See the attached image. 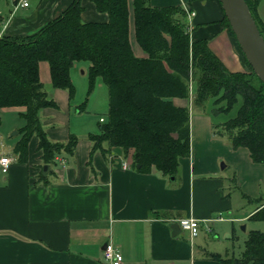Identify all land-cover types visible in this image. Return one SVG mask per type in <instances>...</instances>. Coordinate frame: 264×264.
<instances>
[{"label": "crops", "instance_id": "0c3cea01", "mask_svg": "<svg viewBox=\"0 0 264 264\" xmlns=\"http://www.w3.org/2000/svg\"><path fill=\"white\" fill-rule=\"evenodd\" d=\"M8 1L0 8V35L34 33L73 0H29L28 7L16 10ZM151 3L194 11L191 37L207 39L231 70L249 71L241 48L223 23L219 0ZM82 5V20H107V13L99 12L91 0H82ZM132 16L130 1V40L136 55L144 56ZM39 70L57 103L40 111L48 136L66 141L75 134L78 141L74 154H58L44 173L46 163L33 136L28 161L14 156L8 172H0V264H108L103 259L108 241L123 253L122 264H228L215 257L220 252L199 245L197 237L209 234L208 230L216 234L232 230L230 236L236 235L235 223L251 219L264 203V162L254 161L247 147L234 148L226 137L214 134L213 118L198 114L196 120L191 117L190 156L180 158L174 179L155 166L148 172L138 170L133 150L109 148L107 143L104 151H93L92 168L90 132L72 124L75 112L83 109L73 105L68 90L52 86L47 61H40ZM173 101L193 107L191 97ZM0 154L7 155L4 150ZM123 162L129 165L124 167ZM188 216L199 219L198 234L192 238L179 224Z\"/></svg>", "mask_w": 264, "mask_h": 264}, {"label": "trees", "instance_id": "16d2710c", "mask_svg": "<svg viewBox=\"0 0 264 264\" xmlns=\"http://www.w3.org/2000/svg\"><path fill=\"white\" fill-rule=\"evenodd\" d=\"M91 1L99 12L107 13V20H82V0H73L36 32L0 37V111L25 107L20 113L25 122L18 128L20 137L13 147L18 161H28L33 136L38 138L37 149L46 164L62 152L74 154L75 134L55 141L42 125L41 109L57 103L40 78L39 64L49 63L52 86L68 90L72 98L71 68L75 61L87 60L89 90L101 77L108 88L109 105L99 133H90L91 166L93 151H104L107 143L109 148L133 150V165L142 172L155 166L164 175H176L180 158L191 152V107L176 105L174 97H191L192 105L200 107L212 99L213 114L229 112L241 98L237 113L214 122L213 132L226 137L234 148L247 147L254 161L264 162V83L244 55L251 71L228 68L207 39L191 37L194 26L180 5L155 6L151 0ZM130 1L135 37L144 56L136 55L130 40ZM260 1L246 0L264 35ZM223 23L236 40L225 13ZM249 218L264 221V203ZM215 257L228 264H264V229L249 230L238 256Z\"/></svg>", "mask_w": 264, "mask_h": 264}, {"label": "rangeland", "instance_id": "374dc122", "mask_svg": "<svg viewBox=\"0 0 264 264\" xmlns=\"http://www.w3.org/2000/svg\"><path fill=\"white\" fill-rule=\"evenodd\" d=\"M14 2L13 0H10ZM33 1V0H32ZM35 1V0H34ZM8 0H0V8L6 7L8 5ZM29 2V0H28ZM30 4V2H29ZM29 6V5H28ZM26 6V7H28ZM14 7V5H13ZM258 12L261 19L264 20V0H261L258 6ZM132 20L133 16L131 17ZM2 36V35H1ZM0 36V37H1ZM244 55V54H243ZM89 62L87 60L75 61L73 67L71 68V77L73 84L75 86V92L73 95V105L79 106L84 103V108L82 105L81 112H75L72 120V124L76 129L87 133H96L100 130V118H107L108 113V88L103 82L101 77H98L95 81L94 88L89 90V78H88ZM247 70L251 71L250 68ZM192 83V82H191ZM241 104V98L234 104L231 110L227 113L213 114L212 107L213 101L209 99L204 107L193 106L191 107V117L195 116L197 119L198 114L209 115L213 118V122H221L233 117ZM20 106L10 107L9 109H1V122H0V152L4 150L5 154H10L8 156H15L14 145L19 139L20 134L18 128L21 127L25 120L21 116L22 108ZM76 108V107H75ZM25 110V109H24ZM23 110V111H24ZM192 121V120H191ZM192 126V122H191ZM196 127V125H195ZM17 131V133H15ZM193 137V136H192ZM32 139V138H31ZM31 141V140H30ZM30 143V142H29ZM1 155V154H0ZM222 159V158H221ZM221 163V162H220ZM247 225V228H243V225ZM251 228L264 229V221L260 219H246L242 222L235 223L236 235L230 236V232L219 231L211 232L208 230L209 234L199 235L197 237V243L208 248L211 251L220 252L223 256L236 255L238 256L244 249V244L248 236V232ZM209 229V228H208ZM229 233V235L227 234ZM217 235V236H216Z\"/></svg>", "mask_w": 264, "mask_h": 264}, {"label": "water", "instance_id": "95a60500", "mask_svg": "<svg viewBox=\"0 0 264 264\" xmlns=\"http://www.w3.org/2000/svg\"><path fill=\"white\" fill-rule=\"evenodd\" d=\"M220 2L245 58L264 83V35L246 0H220ZM48 167V164L44 165V173ZM174 177L171 176L173 179ZM172 227L176 233L178 222L172 224ZM243 228L245 229V224Z\"/></svg>", "mask_w": 264, "mask_h": 264}, {"label": "built area", "instance_id": "2783aa9c", "mask_svg": "<svg viewBox=\"0 0 264 264\" xmlns=\"http://www.w3.org/2000/svg\"><path fill=\"white\" fill-rule=\"evenodd\" d=\"M12 2L14 5V10L21 7H26L29 5L28 0H13ZM189 21L192 25V17L194 16V11L187 10ZM1 36V35H0ZM104 118H101V121H103ZM14 156H8V155H1L0 156V172L6 173L8 172L10 165L14 161ZM129 164L127 162H123V166L127 167ZM179 224L182 226V228L188 230L191 238L196 236L198 234V228H199V219L195 218L193 216L188 217H182L179 219ZM103 259L108 264H122L124 260V255L121 252V250L111 241H108L106 243V246L103 249Z\"/></svg>", "mask_w": 264, "mask_h": 264}]
</instances>
